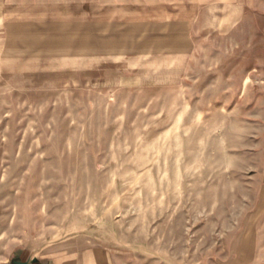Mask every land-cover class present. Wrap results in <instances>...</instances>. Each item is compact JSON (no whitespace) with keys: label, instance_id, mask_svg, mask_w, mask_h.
<instances>
[{"label":"rangeland","instance_id":"374dc122","mask_svg":"<svg viewBox=\"0 0 264 264\" xmlns=\"http://www.w3.org/2000/svg\"><path fill=\"white\" fill-rule=\"evenodd\" d=\"M180 8L96 0L0 57V264H264V0Z\"/></svg>","mask_w":264,"mask_h":264},{"label":"crops","instance_id":"0c3cea01","mask_svg":"<svg viewBox=\"0 0 264 264\" xmlns=\"http://www.w3.org/2000/svg\"><path fill=\"white\" fill-rule=\"evenodd\" d=\"M96 0H0V51L2 59H12L16 44L30 42L32 28L53 26L55 20H89L94 12ZM182 6L181 11H248L256 0H170ZM51 22V23H49ZM30 29V30H29ZM42 35V32H40ZM19 48V47H18ZM91 253L89 262L76 255L43 256L33 258L28 264H100ZM97 252V253H96ZM101 253V251H100ZM99 253V254H100ZM102 254V253H101Z\"/></svg>","mask_w":264,"mask_h":264},{"label":"water","instance_id":"95a60500","mask_svg":"<svg viewBox=\"0 0 264 264\" xmlns=\"http://www.w3.org/2000/svg\"><path fill=\"white\" fill-rule=\"evenodd\" d=\"M18 264H28V263H18Z\"/></svg>","mask_w":264,"mask_h":264}]
</instances>
